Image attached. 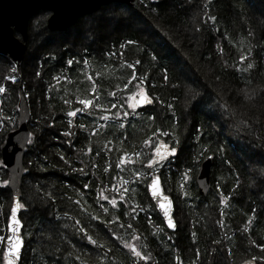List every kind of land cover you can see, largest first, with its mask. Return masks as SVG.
Here are the masks:
<instances>
[{"label": "trees", "instance_id": "1", "mask_svg": "<svg viewBox=\"0 0 264 264\" xmlns=\"http://www.w3.org/2000/svg\"><path fill=\"white\" fill-rule=\"evenodd\" d=\"M260 2H114L119 13L143 27L116 28L104 36L95 28L93 44L79 36L69 42L65 31H57V45L41 42L54 33L45 26L48 12L32 17L22 62L0 54V84L6 89L0 93V145L16 126L19 86L32 105L19 264H264ZM80 19L73 26L81 28ZM13 75L15 82L5 79ZM138 92L152 103L129 107ZM80 100L92 104L84 109ZM78 109L76 117L67 116ZM239 131L242 137L236 138ZM161 145L169 154L157 157V173L181 214L174 231L147 193L149 161L158 147L165 149ZM209 154L211 183L202 196L195 176ZM5 180L0 168L3 238L11 202ZM133 246L148 259L136 257ZM3 253L0 241V264Z\"/></svg>", "mask_w": 264, "mask_h": 264}, {"label": "water", "instance_id": "2", "mask_svg": "<svg viewBox=\"0 0 264 264\" xmlns=\"http://www.w3.org/2000/svg\"><path fill=\"white\" fill-rule=\"evenodd\" d=\"M133 1L134 0H0V54L9 57L12 61L17 63L23 60L27 49L26 42L28 39L29 21L39 10L49 12L45 23L49 31H64L68 27L73 26L78 18L92 14L107 4L117 2L131 5ZM19 91L16 126L4 135L3 142L0 145V159L6 164V180L9 181L6 186L11 195V203L7 217L10 215V208L13 206V202H20L21 183L25 171L23 160L26 146L30 139L29 134L31 133L29 129L30 109L22 95L20 86ZM144 96L146 95L142 93L134 98L137 107L145 105L141 103ZM165 151L168 152L167 149H165ZM212 159V154L204 156L195 176L198 193L202 196H205L210 188ZM151 177L158 178L163 195H167L171 200L172 208L170 209V215L176 224L174 218L176 205L172 196L164 192L158 174H153ZM147 184H151V178ZM147 193L154 203L156 210L162 217L164 225L167 227L163 213L158 207L160 202L159 199H153L151 190L148 188ZM19 218L21 220L20 212ZM21 230L18 235L21 236L23 245L19 258L15 261V264H19L24 247V239ZM169 230L174 231L172 229ZM9 235H12V233L7 227L6 218V234L3 240L4 252L8 248L7 237ZM241 264H253V262L248 260Z\"/></svg>", "mask_w": 264, "mask_h": 264}, {"label": "snow or ice", "instance_id": "3", "mask_svg": "<svg viewBox=\"0 0 264 264\" xmlns=\"http://www.w3.org/2000/svg\"><path fill=\"white\" fill-rule=\"evenodd\" d=\"M210 19H215L214 17H210ZM121 47H124L123 45H121ZM73 63V61L69 60L68 64L71 65ZM137 63H139V61H137ZM129 67H132L131 65H129ZM249 67H252V65L249 64ZM5 79H9L13 82H15L16 77L13 76H8L5 77ZM5 85L4 84H0V93H4L5 92ZM65 103H68V101H65ZM80 104L83 105L84 109H88L89 106L92 104L91 100H80L79 101ZM141 103L144 104H150L152 103V101L147 97L144 96L141 100ZM115 107V106H113ZM129 107L131 108H135L136 105L135 104H131L129 105ZM80 111L79 109L77 111H69L67 112V116L68 117H76L77 116V112ZM125 115H127V113H125ZM103 119H108V117H103ZM68 124L71 125L72 121L69 120ZM81 128H84V125L81 124L80 125ZM31 136V133L29 134ZM63 135L67 136L69 135L68 132L63 133ZM166 135V133H165ZM29 144H32V140L29 139L28 141ZM147 143V142H146ZM161 147L167 148L166 145H161ZM158 156H160L161 160L166 159L167 155L169 153H165V154H161L159 147L157 148V153ZM170 154H175V149L171 150ZM62 160H64V157L61 156L60 157ZM67 163V161H65ZM154 162H159V161H149V165H151ZM6 164L4 161L0 160V168H5ZM120 165H117V168H119ZM137 176L139 177V173H137ZM151 178V184H147V188L151 190V196L153 199H159V210L162 211L163 213V217L165 219L166 225L168 229H172L175 230L176 228V224L172 218V216L170 215V209L172 208V202L169 199V197L167 195H163L162 191H161V187L159 184V180L157 177H150ZM188 175L185 174L184 176V180H188ZM5 185H7L9 183V181L5 180L3 182ZM103 199H107V197H102ZM226 198H222L220 200V203L223 204L225 202ZM167 202V203H165ZM111 204L113 205V207L116 206L117 201L115 199H113L111 201ZM25 207V205L19 201H15L13 202V206L10 208V215L7 217V227L9 229V231L12 233V235H9L7 237V243H8V248L7 250L3 253L4 255V259L6 264H15V261L19 258V254L23 245V240L21 238L20 235H18V233L21 230L22 227V221L19 218V212ZM105 211H107V209H105ZM151 220V218H149ZM77 223H79V221H77ZM129 227H131V225H129ZM163 229H161L162 231ZM81 231H83V229H81ZM193 236H195V233H193ZM3 237H0V241H3ZM88 239L90 241H92L91 237H88ZM92 243H95V241H92ZM127 247V245H126ZM132 252L136 257H139L142 260H147L148 257L146 256H142L141 253L139 251L136 250V248L133 246L132 247ZM11 257V259H10ZM177 261L180 260V257L177 256L176 257Z\"/></svg>", "mask_w": 264, "mask_h": 264}, {"label": "rangeland", "instance_id": "4", "mask_svg": "<svg viewBox=\"0 0 264 264\" xmlns=\"http://www.w3.org/2000/svg\"><path fill=\"white\" fill-rule=\"evenodd\" d=\"M261 1H262V2H260L261 5L259 7L263 8V10H264V0H261ZM80 18H79L81 21L80 24L83 25L81 28H79L77 26H70V28L68 30H64L67 33V34L66 33L65 34L68 35V37H65V39H67L69 42L73 39H77L79 36L80 37L79 39L83 40L84 43L87 42L88 44H93V42H94L93 36L96 34L95 28L99 29L101 31V34L104 36V35H108L113 30L115 31L116 28H119V30H120V28H124L127 26L137 27V28L140 27V29H142V27H143L142 24L139 23V21H137L136 18L132 19L124 13H119L117 8L114 5H112V3L101 7L99 10H97L96 12H94L92 14L84 15ZM64 31H61V32H64ZM65 34H64V36H65ZM59 38L61 39L60 33H57V31H54V33L51 32V33L47 34V38H45L41 42L48 41L49 44H52L54 46V45H57L56 43L59 42ZM32 45H33V43H32ZM26 60H27V63L24 62V64L26 66L25 72L27 74H25L23 76V78L20 75V78H22L24 81L27 82L29 80V77H30L29 76V72H30L29 67L31 66L30 65L31 61L27 58H26ZM28 62H30V63L28 64ZM16 80H18V79H16ZM24 89H25V87L22 88V95L24 96V98L26 100V103L30 109V112H32V105L30 102L31 100L30 101L28 100V96H27L26 91ZM262 100L263 99L260 98L258 100V102H263ZM263 112H264V110H263ZM256 119H260V118L258 117ZM261 120L264 121V114L261 116ZM239 137H242L241 131L237 132L236 138H239ZM242 142H245V140H243ZM248 142L249 141H247V143ZM247 143H242V146H244V148H246V149L249 148V144H247ZM250 147L252 148V146H250ZM155 153H157V151ZM254 157H258V156H254ZM254 157H252V158H254ZM158 164L159 163H152V165H151L152 166L151 167L152 173H157V167H158L157 165ZM7 196H8V200L10 202L11 199H10V193L9 192H7ZM176 210H177V213L175 212V214L177 216L176 220H181L179 218V217H181V214L178 211L179 210L178 207H176ZM5 264H6V262H5Z\"/></svg>", "mask_w": 264, "mask_h": 264}, {"label": "bare ground", "instance_id": "5", "mask_svg": "<svg viewBox=\"0 0 264 264\" xmlns=\"http://www.w3.org/2000/svg\"><path fill=\"white\" fill-rule=\"evenodd\" d=\"M93 13H94V12H93ZM78 19H79V18H78ZM76 22H77V21H76ZM76 22H75V23H76ZM75 23H74V24H75ZM69 28H70V27H68L66 30H68Z\"/></svg>", "mask_w": 264, "mask_h": 264}]
</instances>
